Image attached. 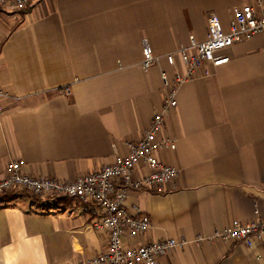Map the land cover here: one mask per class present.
Returning <instances> with one entry per match:
<instances>
[{
    "label": "crops",
    "instance_id": "crops-1",
    "mask_svg": "<svg viewBox=\"0 0 264 264\" xmlns=\"http://www.w3.org/2000/svg\"><path fill=\"white\" fill-rule=\"evenodd\" d=\"M256 0H30L27 12L0 11V177L18 161L33 177L71 181L128 151L162 109L161 73L183 66L165 55L206 37L215 13L225 31L232 8ZM146 40L156 60L142 69ZM186 80L165 115L174 150L158 151L178 176L166 191L131 190L149 231L127 244L185 238L159 264H264V239L247 247L210 237L233 220L264 222V35L220 52ZM140 172L143 167L140 166ZM94 202L59 203L0 194V264H60L107 245Z\"/></svg>",
    "mask_w": 264,
    "mask_h": 264
},
{
    "label": "built area",
    "instance_id": "built-area-1",
    "mask_svg": "<svg viewBox=\"0 0 264 264\" xmlns=\"http://www.w3.org/2000/svg\"><path fill=\"white\" fill-rule=\"evenodd\" d=\"M30 0H0V11L17 13L23 11ZM257 9L250 4L232 8L229 29L225 31L218 16L210 13L206 18L207 33L203 40L189 35V44L179 46L165 55L169 65L176 58L183 71H174L169 77L161 73L163 83L162 109L153 114L152 121L142 137L127 143L128 151L113 162L104 164L95 172L71 181L49 177H33L22 172L18 161L9 162L5 174L0 177V194L11 191H26L37 197L72 198L78 202H94L98 208V218L92 226L106 234L107 245L99 253L83 259L60 264H159V260L173 248L188 241L185 238H164L160 240L127 244L125 239H136L145 235L151 221L148 214L137 205L126 207L125 202L131 190L166 191V186L177 176L178 170L159 160L161 150H174L176 142L165 135V115L177 105V94L181 85L195 77L203 65L218 66L229 61V56L221 54L234 42L264 35V0H256ZM156 57L146 40L143 41L141 67L147 70ZM10 94L0 87V114L4 101ZM140 166L143 172H140ZM224 239L252 247L264 239V222L260 220L240 222L233 220L223 230L214 229L210 237L198 234L194 241Z\"/></svg>",
    "mask_w": 264,
    "mask_h": 264
},
{
    "label": "trees",
    "instance_id": "trees-1",
    "mask_svg": "<svg viewBox=\"0 0 264 264\" xmlns=\"http://www.w3.org/2000/svg\"><path fill=\"white\" fill-rule=\"evenodd\" d=\"M30 8V2L29 4L27 5V7L23 10V11H19L17 12L18 14H21V13H24V12H27ZM12 193L15 192V191H11ZM18 192H22V193H25L27 195H30V196H33V197H37L35 195H32V194H29L27 193L26 191H18ZM55 200L59 203H67V202H70V201H75L74 199L72 198H55Z\"/></svg>",
    "mask_w": 264,
    "mask_h": 264
}]
</instances>
